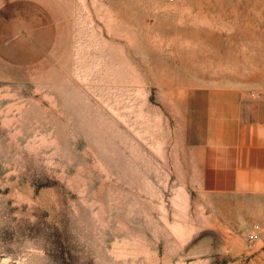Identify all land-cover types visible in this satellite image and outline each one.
<instances>
[{
	"label": "rangeland",
	"instance_id": "rangeland-1",
	"mask_svg": "<svg viewBox=\"0 0 264 264\" xmlns=\"http://www.w3.org/2000/svg\"><path fill=\"white\" fill-rule=\"evenodd\" d=\"M234 92L264 0H0V264H264V197L193 166Z\"/></svg>",
	"mask_w": 264,
	"mask_h": 264
},
{
	"label": "crops",
	"instance_id": "crops-1",
	"mask_svg": "<svg viewBox=\"0 0 264 264\" xmlns=\"http://www.w3.org/2000/svg\"><path fill=\"white\" fill-rule=\"evenodd\" d=\"M211 100L208 121L192 145L200 187L264 197V99L234 92Z\"/></svg>",
	"mask_w": 264,
	"mask_h": 264
},
{
	"label": "built area",
	"instance_id": "built-area-1",
	"mask_svg": "<svg viewBox=\"0 0 264 264\" xmlns=\"http://www.w3.org/2000/svg\"><path fill=\"white\" fill-rule=\"evenodd\" d=\"M260 232H261L260 223H254L252 229H250L247 232L246 237L249 241H254L258 238V236L260 235Z\"/></svg>",
	"mask_w": 264,
	"mask_h": 264
}]
</instances>
